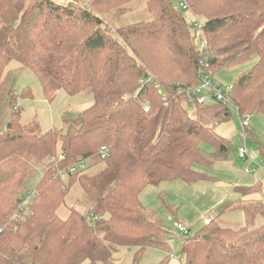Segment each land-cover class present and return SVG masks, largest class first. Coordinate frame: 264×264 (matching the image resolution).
<instances>
[{
    "label": "trees",
    "instance_id": "16d2710c",
    "mask_svg": "<svg viewBox=\"0 0 264 264\" xmlns=\"http://www.w3.org/2000/svg\"><path fill=\"white\" fill-rule=\"evenodd\" d=\"M142 1L150 20L116 26ZM186 1L191 13L173 0H0V264H115L123 248L135 250L133 264L150 249L170 254L169 233L156 213H147L141 192L164 182L212 180L195 168L226 162L230 154L229 142L215 132L230 119L229 108L194 104L190 112L184 104L186 90L199 84L201 62L214 76L248 65L231 101L241 118L264 114V0ZM188 15L203 20V50ZM13 61L37 75L50 101L60 91L87 93L92 107L65 132L43 133L37 120L23 125L10 87ZM7 97L13 112L2 129ZM103 146L110 154L104 161ZM79 159L104 165L70 174L66 185L60 172ZM77 182L83 195L63 220L58 210ZM256 190L234 188L241 198ZM33 192L21 222L19 207ZM234 207L244 225L234 230L212 221L184 240L185 264H264V224L257 226L264 203L240 199Z\"/></svg>",
    "mask_w": 264,
    "mask_h": 264
},
{
    "label": "rangeland",
    "instance_id": "374dc122",
    "mask_svg": "<svg viewBox=\"0 0 264 264\" xmlns=\"http://www.w3.org/2000/svg\"><path fill=\"white\" fill-rule=\"evenodd\" d=\"M55 1L66 4L69 0ZM177 3L178 0H173L175 6ZM129 10L131 13L116 19V26L122 27L150 20L144 1L142 4L131 5ZM187 20L190 25L196 22L195 18L190 15L187 16ZM248 68L247 65L225 68L216 73L214 71L215 78L223 87L232 90L236 77ZM8 72L11 78L10 87L17 97L14 102H17L19 110H22V124L28 125L33 120H37L43 133L52 129L65 132L68 129V123L77 121L82 113L93 105L94 98L92 94L87 93L70 96L60 91L50 101L37 75L16 61L9 65ZM28 91L31 92L30 96L25 94ZM187 105L192 112L194 104L188 103ZM229 111L230 119L215 128V132L230 144L228 160L217 162L211 167L198 166L195 168L198 172L213 178L212 180H200L192 184L182 181L164 182L159 186L149 185L141 192L140 201L147 213H156L169 233L170 253L179 251L185 239L203 230L206 227L205 219H211L222 228L234 229L243 225V212L238 207L230 208V205L237 204L241 198L234 188L256 187L264 183V170L261 168L264 164V114H254L251 127L245 130L240 114L235 108L230 106ZM12 112L13 106L10 105L7 97L2 103V129L10 120ZM244 146L249 155L247 162L239 157V150ZM204 149L208 153L213 151L208 146H204ZM59 151L60 145L58 146ZM87 165V169L83 172L91 174L100 170L104 164H95L90 161ZM246 170H249L251 175H247ZM68 181L69 179L65 182L66 185ZM82 195L81 185L78 182L74 183L66 196L65 205L58 210V216L63 220L66 219L69 208L75 207ZM162 198L168 201L171 211L163 207ZM178 224L190 228L189 234H180L177 230ZM134 255L135 250L123 248L115 254V264H133ZM165 255L167 254L162 249L148 250L141 264H159L166 257Z\"/></svg>",
    "mask_w": 264,
    "mask_h": 264
},
{
    "label": "built area",
    "instance_id": "2783aa9c",
    "mask_svg": "<svg viewBox=\"0 0 264 264\" xmlns=\"http://www.w3.org/2000/svg\"><path fill=\"white\" fill-rule=\"evenodd\" d=\"M177 6L179 9L183 10L184 12L191 13L189 5L187 4L186 0H178ZM196 22L193 24V29L199 35L198 37V46L201 50L205 49L207 44L203 37V20L199 21L200 18L194 17ZM199 76V84L196 87H192L186 90L187 99L184 100V103H192L201 107L209 106L210 104H220L224 107H234L236 112L240 114L239 108L233 105L231 101L232 97V90L228 87H223V85L219 84L216 80L215 76L211 73L209 69V64L204 60L201 62L200 69L198 71ZM149 106H144V111L149 112ZM253 114H246L241 118L242 126L245 130H248ZM99 157L101 160H106L109 158V149L107 146H103L99 150ZM239 157L241 160L247 162L249 160V155L247 152L246 147L244 146L239 150ZM88 160L79 159L74 165H72L68 171L60 172V176L62 181L66 182L70 174H77L79 172H83L87 169ZM264 167V164L262 165ZM246 174H250L249 170H246ZM35 198V192L30 193L25 196L24 201L19 207V213L17 218L24 222L26 221V217L30 215V208L31 203ZM212 222L211 219H205L204 225L208 226ZM17 230V228L15 229ZM177 230L180 234H189L190 228L183 224L177 225Z\"/></svg>",
    "mask_w": 264,
    "mask_h": 264
},
{
    "label": "crops",
    "instance_id": "0c3cea01",
    "mask_svg": "<svg viewBox=\"0 0 264 264\" xmlns=\"http://www.w3.org/2000/svg\"><path fill=\"white\" fill-rule=\"evenodd\" d=\"M93 103H94V101H93ZM250 127L251 126H249V128ZM249 128H248V130H249ZM261 168L264 170V167L261 166ZM247 175H251V173L247 174ZM256 189H257L256 190L257 192H255L254 194L249 195V196H247L245 198H240V199L245 200V201L255 200V201H260V202L264 203V183H260L259 185H257ZM244 220H245V217H244ZM263 224H264V222H263V220L261 218L259 220H257V226H260V225H263ZM243 225H241L240 227H242ZM240 227L234 228V230L239 229ZM165 252H166L167 255H170L169 259H168V264H185V261L179 256V251H177L176 253L172 252L170 254L167 253V251H165ZM167 255H165L166 257L163 259V261L167 258ZM163 261H161L160 263H162Z\"/></svg>",
    "mask_w": 264,
    "mask_h": 264
}]
</instances>
